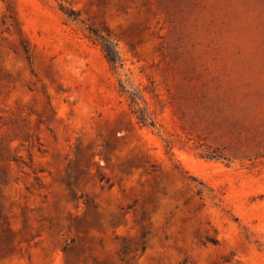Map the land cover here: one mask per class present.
<instances>
[{"label":"rangeland","instance_id":"1","mask_svg":"<svg viewBox=\"0 0 264 264\" xmlns=\"http://www.w3.org/2000/svg\"><path fill=\"white\" fill-rule=\"evenodd\" d=\"M0 264H264V0H0Z\"/></svg>","mask_w":264,"mask_h":264},{"label":"trees","instance_id":"2","mask_svg":"<svg viewBox=\"0 0 264 264\" xmlns=\"http://www.w3.org/2000/svg\"><path fill=\"white\" fill-rule=\"evenodd\" d=\"M111 63H114L115 61L112 60L110 57L108 58Z\"/></svg>","mask_w":264,"mask_h":264}]
</instances>
